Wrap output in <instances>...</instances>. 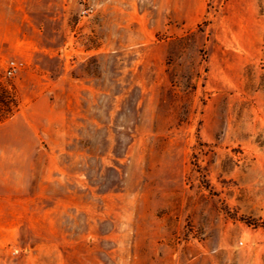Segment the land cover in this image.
<instances>
[{"label": "rangeland", "instance_id": "obj_1", "mask_svg": "<svg viewBox=\"0 0 264 264\" xmlns=\"http://www.w3.org/2000/svg\"><path fill=\"white\" fill-rule=\"evenodd\" d=\"M0 264H264V0H0Z\"/></svg>", "mask_w": 264, "mask_h": 264}, {"label": "built area", "instance_id": "obj_2", "mask_svg": "<svg viewBox=\"0 0 264 264\" xmlns=\"http://www.w3.org/2000/svg\"><path fill=\"white\" fill-rule=\"evenodd\" d=\"M15 70V64L14 62H10L7 68V74H12Z\"/></svg>", "mask_w": 264, "mask_h": 264}]
</instances>
